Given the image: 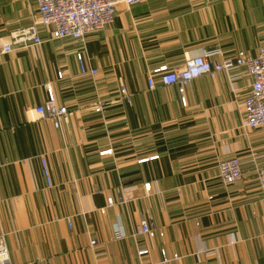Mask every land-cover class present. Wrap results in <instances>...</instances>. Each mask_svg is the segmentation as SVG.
Masks as SVG:
<instances>
[{
	"label": "crops",
	"instance_id": "crops-1",
	"mask_svg": "<svg viewBox=\"0 0 264 264\" xmlns=\"http://www.w3.org/2000/svg\"><path fill=\"white\" fill-rule=\"evenodd\" d=\"M37 16L35 0H0V40ZM39 37L38 46L0 54V236L10 264H147L161 250L179 256L167 264H264V127L244 128L241 106L250 78L241 69L236 80L202 76L185 88V104L176 85L158 77L147 85L151 70H179L201 50H219L212 63L256 56L264 0L120 4L113 23L83 42L52 40L42 27ZM76 53L97 75L79 72ZM46 84L70 113L58 127L28 121ZM231 157L242 178L224 185L218 163ZM147 219L163 237L134 235Z\"/></svg>",
	"mask_w": 264,
	"mask_h": 264
},
{
	"label": "built area",
	"instance_id": "built-area-1",
	"mask_svg": "<svg viewBox=\"0 0 264 264\" xmlns=\"http://www.w3.org/2000/svg\"><path fill=\"white\" fill-rule=\"evenodd\" d=\"M148 0H35L37 5V20L32 25L20 29L11 35L8 42L0 40V54H8L19 48L38 46L42 43L39 37V27L50 32L52 40L72 39L83 42L91 33L98 32L111 25L114 21L116 8L123 4L130 8L136 5L145 4ZM217 49L201 50L199 54L188 55L184 59V65L179 70H169L167 66H159L151 70L147 77L149 89L155 88V78H160L164 86L176 85L181 95V102L185 104L183 97L185 88L195 79L202 76L214 77L219 73L228 74L232 80L238 78L232 72L244 70V75L251 80L250 88L241 106L243 109V127L255 130L264 127V46L254 57L238 52L235 56L225 57L220 63H212L213 56L219 55ZM76 61L79 72L82 75H97V70L88 69L81 53H76ZM58 77H62V72H58ZM46 100L44 103L27 109L28 121L48 120L55 127L65 121L69 112L66 107L57 103L56 96L50 84L45 85ZM120 94L124 100H129L124 86H120ZM102 104L97 103L93 111L100 113ZM111 150L100 152V155H109ZM156 158V157H155ZM41 166L47 183L51 187L49 170L44 158H41ZM242 163L238 157H231L221 160L218 163V176L224 185H230L242 178ZM258 187L264 202V167L257 170ZM147 195L150 192V184L144 185ZM119 203H124L123 197L118 198ZM115 205L113 198L107 199V207ZM104 213V208L100 210ZM135 236H146L153 239L157 236L163 237L161 229H157L151 219L142 220L134 232ZM92 240L90 245H94ZM200 249L198 253H204ZM147 250H140L138 255L144 256ZM161 260L147 264H167L179 258L178 255L168 257L164 250L160 251ZM0 264H10L8 250L4 238L0 236Z\"/></svg>",
	"mask_w": 264,
	"mask_h": 264
}]
</instances>
